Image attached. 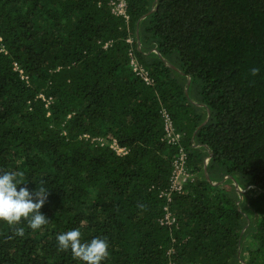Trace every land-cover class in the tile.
<instances>
[{
  "label": "trees",
  "instance_id": "obj_1",
  "mask_svg": "<svg viewBox=\"0 0 264 264\" xmlns=\"http://www.w3.org/2000/svg\"><path fill=\"white\" fill-rule=\"evenodd\" d=\"M110 1L0 0V264H264V0Z\"/></svg>",
  "mask_w": 264,
  "mask_h": 264
},
{
  "label": "built area",
  "instance_id": "obj_2",
  "mask_svg": "<svg viewBox=\"0 0 264 264\" xmlns=\"http://www.w3.org/2000/svg\"><path fill=\"white\" fill-rule=\"evenodd\" d=\"M110 6L112 12L115 15L122 16L126 20H129V14L127 11L128 9L127 0H111ZM1 41H2V37L0 36V42ZM127 41L133 43L132 38H128ZM0 50L1 51L5 50V52H7L5 47H3L1 44H0ZM129 55L131 57L130 64L133 70L139 76H141L147 83H150L151 79H150L149 71L138 62V60L135 57V53L132 49L130 50ZM15 69L21 73L22 78L28 79V76L24 73V70L21 68V66L18 63H15ZM162 113L165 121V132L168 143L179 145V153L174 160V168H173V174L171 177L170 186L164 190H161L160 193V196H165L167 198V204L164 206V214L159 219V222L163 226L172 227L177 224V217L169 205V203L172 201V195L175 192H181L184 186L188 182L194 179V174L187 167L188 154L185 147L182 144V134L176 131L171 114L166 109H163ZM110 146L116 151L118 155H124L128 152L126 147L120 145L116 139H114L111 142ZM172 254H173V249L171 248L169 250V255L172 257ZM168 264H179V263L176 260H174L172 257Z\"/></svg>",
  "mask_w": 264,
  "mask_h": 264
},
{
  "label": "water",
  "instance_id": "obj_3",
  "mask_svg": "<svg viewBox=\"0 0 264 264\" xmlns=\"http://www.w3.org/2000/svg\"><path fill=\"white\" fill-rule=\"evenodd\" d=\"M155 10V8H152L149 12H147L144 16H146V15H148L149 13H151L152 11H154ZM144 16H142V17H144ZM141 17V18H142ZM140 18V19H141ZM140 21V20H139ZM139 21H138V23H139ZM169 65H171L170 63H168ZM171 66H173V65H171ZM190 82H191V78L189 77V80H188V84H190ZM186 94L188 95L189 93H188V87L186 88ZM210 111H209V116H210ZM207 122V120L205 121V122H203L200 126H199V128L202 126V125H204L205 123ZM207 160L208 159H206V163H207ZM205 174H206V177L208 178V179H210V176H209V173H208V170H207V164L205 165ZM226 178V177H225ZM234 184L236 185V187H237V189L238 190H241L240 189V187H239V184L236 182V180H234ZM251 219V218H250Z\"/></svg>",
  "mask_w": 264,
  "mask_h": 264
}]
</instances>
